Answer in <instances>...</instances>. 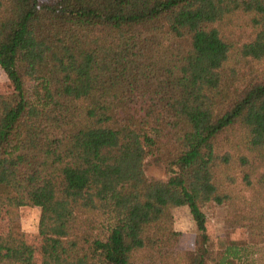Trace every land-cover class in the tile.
<instances>
[{
	"label": "trees",
	"instance_id": "1",
	"mask_svg": "<svg viewBox=\"0 0 264 264\" xmlns=\"http://www.w3.org/2000/svg\"><path fill=\"white\" fill-rule=\"evenodd\" d=\"M0 67V264H257L264 0H0ZM208 205L248 240L215 250Z\"/></svg>",
	"mask_w": 264,
	"mask_h": 264
},
{
	"label": "rangeland",
	"instance_id": "2",
	"mask_svg": "<svg viewBox=\"0 0 264 264\" xmlns=\"http://www.w3.org/2000/svg\"><path fill=\"white\" fill-rule=\"evenodd\" d=\"M50 2L51 0H44ZM14 91V85L8 78L4 70L0 67V92L2 94H10ZM147 175L150 178L167 180L170 174L154 165L147 166ZM207 215V234L211 238L215 250L221 248V244L237 242L241 243L248 240L247 234L242 229L225 228V219L227 215L226 206L208 205L205 208ZM176 228L181 232L182 237L180 247L192 250L195 247V240L198 230L194 225L188 207L174 208ZM41 211L39 208L23 207L17 211V225L19 230L26 235L29 242L39 246L40 237L38 233V225ZM253 257L257 264H264V245L258 246ZM37 264H40L39 262Z\"/></svg>",
	"mask_w": 264,
	"mask_h": 264
}]
</instances>
